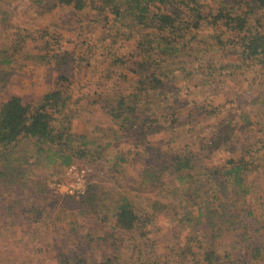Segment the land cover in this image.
Masks as SVG:
<instances>
[{
	"label": "rangeland",
	"instance_id": "1",
	"mask_svg": "<svg viewBox=\"0 0 264 264\" xmlns=\"http://www.w3.org/2000/svg\"><path fill=\"white\" fill-rule=\"evenodd\" d=\"M54 1L0 0V48L12 56L11 74L0 90V99L17 94L23 102L36 103L44 91L55 86L56 77L63 75L69 80L67 103L61 108L66 112L64 119L75 131L105 134L104 141L113 138L109 142L112 145L95 163L72 162L85 170V190L81 195L67 194L63 186L59 190L51 188L53 181L65 182V166L60 165H29L21 178L24 184H0V264H60L61 256L75 253L94 262L108 256L111 264H142L145 259L155 264H186L185 247L195 249L199 240L210 238L204 221L190 226L182 220L183 215L169 206H176L169 189L177 185L171 157L186 145L202 153L203 162L210 159L203 149L210 146L212 138L201 140L214 116L209 111L210 89H214V103L232 100L253 121L260 118L257 114L264 105V58L258 63L241 61L237 56L238 33L221 21H212L209 12L214 6L211 0H205L202 9L206 18L195 40L184 47L177 43L166 47L186 56L187 73H177L171 80L179 97H187L190 113L186 115L187 110L182 109L176 128L157 131L147 137L146 144L140 143L124 137L125 133L101 110L99 102L88 101L92 93L111 95L134 88L136 37L127 35L129 30L113 23L110 15L103 18L105 12L83 16ZM260 24L264 28V18ZM14 45L18 47L16 52L11 50ZM196 47L204 48L212 57L205 59L199 52L188 54ZM41 54L42 57H35ZM207 63L214 66L210 77L205 78ZM256 97L258 100L253 102ZM253 127L248 131L250 137L259 135V125ZM199 142L208 145L201 150L197 148ZM114 154H125L126 160L111 169ZM221 155L216 153L219 160ZM150 166L152 171L147 170ZM144 177L151 181H144ZM91 183L98 196L123 192L138 215L150 213L147 231L142 236L133 231L137 236L134 240L129 233L112 229L111 210L103 205L92 209L84 201ZM41 186L42 190L37 191ZM255 191L248 199L261 213L263 189ZM154 200L166 203V207L154 210ZM195 206L190 202L191 209ZM231 240L232 234L227 233L214 242L213 264H264V240L261 255L255 260H249L245 249L230 247Z\"/></svg>",
	"mask_w": 264,
	"mask_h": 264
},
{
	"label": "trees",
	"instance_id": "2",
	"mask_svg": "<svg viewBox=\"0 0 264 264\" xmlns=\"http://www.w3.org/2000/svg\"><path fill=\"white\" fill-rule=\"evenodd\" d=\"M54 3L67 5L83 16L94 11L105 12L103 18L110 15L113 23L129 30L127 35L136 37L134 88L111 95L92 93L88 99L93 104L99 102L101 110L125 133L124 137L146 144L149 135L176 128L180 124L178 112L182 109L187 110L186 115L190 113L187 97H179L180 93L172 89L171 80L177 73H187L186 56L166 47L173 43L184 47L195 40L206 18L202 9L205 0H55ZM211 3L214 6L213 12H209L212 21H221L238 33L237 56L240 60L261 62L264 58V28L260 22L264 18V0H211ZM17 49L16 45L11 48L13 52ZM192 49L188 54L199 52L205 59L212 57L202 47ZM11 62V54L0 48V90L11 74ZM213 66L207 63L205 78L210 77ZM68 81L58 75L55 86L44 91L36 103L23 102L17 94L0 99L2 186L24 184L21 178L29 165L67 166L74 161L92 164L106 155L113 138L104 141L105 134L88 135L75 131L64 119L66 112L61 108L67 103ZM213 90L209 92L212 101L209 111L214 115L213 121L201 138L207 141L206 136H209L212 141L208 148L206 142H199L197 146L201 150L206 148L203 150L210 158L207 159L209 163L203 162L202 153L186 145L171 157L177 185L169 189V197L176 200V206H169L178 211L176 214L183 215L182 220L190 226L204 221L210 238L209 241L199 240L195 249L189 245L185 247L188 252L186 264H213L212 246L227 233L232 234L230 247L245 249L249 260L260 257L264 240V210L256 212L253 200L248 199L256 189H263L264 194V105L257 114L262 122L260 118L253 121L244 108H237L232 100L231 103H214ZM257 100L258 97L252 101ZM254 125H259V135L250 137L248 131L254 129ZM118 136L112 135L114 138ZM143 150L146 151V147ZM216 153L222 154L220 160ZM112 159L110 168L115 169L126 157L125 154H114ZM152 168L150 166L147 170L152 171ZM143 180L151 181L147 177ZM94 188L95 184L88 186L84 201L92 209L101 205L109 208L112 229L129 233L134 240L137 236L133 231H137L138 236L147 231L150 213L138 215L130 198L123 192L100 197ZM41 190L42 186L37 191ZM190 202L196 204L193 209L189 207ZM152 205L154 210L166 207V203L155 200ZM101 218L106 219L107 215ZM134 247L138 248L137 243ZM107 257L94 262L75 253L61 256L60 264H111ZM142 264L155 263L145 259Z\"/></svg>",
	"mask_w": 264,
	"mask_h": 264
},
{
	"label": "built area",
	"instance_id": "3",
	"mask_svg": "<svg viewBox=\"0 0 264 264\" xmlns=\"http://www.w3.org/2000/svg\"><path fill=\"white\" fill-rule=\"evenodd\" d=\"M85 170L83 167H76L73 163L65 166L64 174H65V182L53 181L50 183V186L53 190H59L61 186H63V191L67 194H73L74 196H78L83 194L85 190ZM72 179L70 182L67 179Z\"/></svg>",
	"mask_w": 264,
	"mask_h": 264
}]
</instances>
